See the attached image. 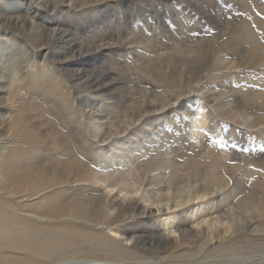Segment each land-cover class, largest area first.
Masks as SVG:
<instances>
[{
    "label": "bare ground",
    "instance_id": "bare-ground-1",
    "mask_svg": "<svg viewBox=\"0 0 264 264\" xmlns=\"http://www.w3.org/2000/svg\"><path fill=\"white\" fill-rule=\"evenodd\" d=\"M64 1L68 3L64 4ZM117 1L120 0H0V104L9 95L8 86L14 79L24 81L19 89L12 90L13 94L23 93L13 106L0 107V249H3L6 256L0 258V264H44L50 259L51 264H196L195 257L214 239L225 241L239 230L263 233L261 236H264V225L258 223L264 215V175L251 183L245 196L237 192L233 196L237 188L235 184L240 186V178L236 179L235 173L237 169L241 170L234 166L241 164L239 161L234 166L227 163L225 159H231L232 156L227 155L222 148L216 149L218 152L213 157L212 153L208 156L206 149L204 152L192 150L193 156L190 157V154L186 157L187 147L183 153L180 152V158L184 160L178 167V164L169 163L176 165L177 169L166 166L165 163L170 161L167 158L172 154L168 152L169 157L160 155L146 160L145 164H135V170L130 171L127 167L119 173L115 169L113 174H97L101 169L96 163L108 151L107 148H97L92 152L91 145H88L91 138L98 134V129L92 125L96 124L94 121L105 124L104 129L115 126L124 132L135 121L141 119L142 122L151 112L159 111L163 114L172 102H180V111L189 117L182 118V122L193 121L188 134L197 143L202 142L199 135L205 129L209 116L217 126L219 119L232 121L241 112L256 108L251 127L264 122V117L257 114L261 113L264 93L243 98L233 96L226 103L224 97L226 100L220 101L223 95H227L229 88L219 93L202 92L203 98L200 99L203 103L198 101V104L202 108L208 106V109H197L198 119L196 114L188 113L191 112V106L186 99L193 91H198V85L204 77L213 74L228 77L227 71L223 70L230 69L228 62H219L217 55L240 45L237 37L244 32L240 24H234L238 21L218 23L219 35L207 40L202 38L204 41L200 44H192L194 47L191 48L194 49L190 54L186 53L190 47H185L186 42L183 40L185 46L182 47H159L163 53L154 58L139 57L142 60L137 62L138 65L129 60L124 67L115 66V62L110 60L111 56L123 44L127 46L123 36L117 34L123 28L113 25L111 15L106 14ZM185 1L193 6L196 4L194 0ZM89 7L91 11L82 13L84 8ZM111 7L115 8V5ZM58 11L59 17L49 16L50 12ZM235 31L239 32L238 36L216 44L221 34ZM107 33L115 38L108 39L105 35ZM137 38L139 36L132 39L133 43L135 41L137 44ZM249 39L253 44L256 43L253 37ZM149 42L146 47H153L154 42ZM262 46L257 44L256 47L259 49L258 55L262 52L259 58L264 59ZM240 52L234 57L237 60L231 64L232 68L260 63L257 58H253L257 54L253 50L241 49ZM179 53L183 54L181 61L175 57ZM131 75L134 76L132 80L128 77ZM126 79H129L131 85L127 84ZM258 98L262 103L256 104ZM229 103L230 108L225 106ZM4 114H8L7 119H4ZM246 115L249 118L252 114ZM83 118L88 123H83ZM154 124L156 126L153 128L158 129V123ZM149 127L152 129L151 125ZM134 128L136 126L131 130ZM140 132L144 133L143 137L148 136L145 131L138 129L130 134ZM212 133V138L218 136L217 130ZM141 139L133 140L130 146L123 144L115 147L111 144L120 150L106 158V164L125 169L126 165L118 163L116 159L126 160L129 157L127 152H133L143 142ZM254 159L251 157V161ZM257 162L264 165L263 154L258 155ZM164 167L167 171L158 170ZM114 173H118L117 176ZM98 182L103 183L102 190L91 185ZM144 186L151 189L148 188L145 195L138 197ZM168 194L173 197L171 202L169 198H164ZM232 198L236 199L234 204ZM194 201H200L196 211L193 209ZM161 203L164 208L160 207ZM150 205L162 211V217L171 219L161 229L157 221L151 222L156 214ZM17 207L22 213L18 214L19 209L14 212ZM211 207V213L197 217L194 227L188 226L187 218L197 215L198 210ZM165 208L179 211L165 212ZM144 213L147 216H143ZM192 221L193 218L191 224ZM96 226H100L99 234L92 232ZM34 233L45 237L40 246L27 241L32 239ZM20 236L26 240L18 246L17 238ZM87 239L89 248L103 249L110 258L81 254L83 244L80 243H86ZM11 247H25L28 252L20 255ZM70 247L75 250L74 254H66ZM185 247H193V250L183 251ZM209 253L211 255V250Z\"/></svg>",
    "mask_w": 264,
    "mask_h": 264
},
{
    "label": "rangeland",
    "instance_id": "rangeland-1",
    "mask_svg": "<svg viewBox=\"0 0 264 264\" xmlns=\"http://www.w3.org/2000/svg\"><path fill=\"white\" fill-rule=\"evenodd\" d=\"M194 1L196 2L195 6L187 3L185 0H120V1L115 2L116 4L115 3L113 4V5H115V8L111 7V6H113V5H111L109 7L111 9L110 10L111 12L108 10L106 14L111 15V17L113 19L112 20L113 25H117V26L119 25L121 28H123L122 31H117V34L121 35V37L123 36L122 38H123L124 42H126L125 44H127V46H125L124 44H123V46H120L119 51H114L113 55L110 58V60L115 62V66H123V67L125 66L124 64H126V62H128L129 60L134 61L135 64L138 65L137 62L140 63L141 62L140 60H142V59H138L139 57H148V58L152 57V58H154L156 55L163 53V50H159V47L160 48L161 47L171 48V46L173 45L174 47H172V48H177L178 46L182 47V46L186 45L185 47H187V48L190 47V48H188L187 52L186 51L185 52L187 54H190V52L192 53L193 49H194V48H191V46L194 47V45H192V44H198V43L200 44V42H202L204 40H207L211 37L219 35L220 29L218 28V23L224 24L226 22H231V20L233 23H234V21H238L234 24H236V25H237V23L240 24L241 25L240 28L244 32L239 37H237V42H239L240 45L236 48H231V50H229V51L220 52L217 55L218 56L217 60L219 62L220 61L224 62V60H226L224 63L228 62V65H229L228 67L230 69H227V68L223 69V70L227 71L228 77L223 78L217 74L216 75L213 74V76H210V77H204L201 80L200 84L198 85V91L197 90L193 91L191 93V95H189V97H187L188 99H186V102L189 101L188 102L189 106H191L190 107L191 112H188V113H191L194 115L196 114L195 116H197V119H198V117H199V113H197L198 110L200 109L201 111H204L205 108H206V110L208 109V106H203V108H202V106H199V104H198V101H201L203 103V100L200 99V98H203L202 92L203 93H211L212 91H214V93H219V92L225 91V90H227V88H229L230 90L228 89L229 92L227 91V93H226L227 95H225V96L223 95L222 98H220V99H219V97L217 98L220 101H221V99H224V101L227 99L225 101V103L228 100H232L233 96L243 98L246 96H253L256 93H259V94L264 93V89H263L264 88V59L259 58V56L262 54V52L258 55L257 51L259 49H258V47H256L258 44V46L263 45L261 47V49L264 48V0H194ZM66 3H68V1H64V4H66ZM100 3L108 4L105 1H101ZM201 7L203 10L200 9ZM90 9H91L90 7L84 8L82 13L85 14L86 11L92 10V9L91 10ZM102 9L105 10V8H102ZM205 11H207V12H205ZM200 12L202 14H200ZM93 13H95V12H93ZM203 13H204V15H203ZM236 13H237V15H236ZM49 14H50L49 15L50 17L57 18V17H59L58 15H60V12L59 11L58 12H50ZM208 16H210V17H208ZM219 16H221V17H219ZM96 18H98V16H96ZM114 18H115V21H114ZM72 20H74V19H72ZM211 20H213V21H211ZM261 21H263V22H261ZM257 23H259V24H257ZM242 25H244V26H242ZM259 25H261L262 27H260ZM110 32H112V31H110ZM120 33H122V34H120ZM220 33H221V31H220ZM124 34H126V38H124L125 37ZM237 34L239 35L238 31H235L234 33H231V34H221L220 37L217 39L216 44H218L219 41L220 42L224 41V40L229 41V39H231L232 37L238 36ZM105 35L108 37V39L109 38L110 39L115 38V36L108 34V33ZM135 36L136 37L139 36V39L137 38L138 39L137 44H135L136 43L135 41H134V43L132 41V39H136ZM133 37H135V38H133ZM249 37H251V38L253 37L254 40L256 39L255 40L256 43L253 44L251 42V39H249ZM172 38H174V39H172ZM202 38L204 40H202ZM139 40H140V44L138 43ZM183 40L186 42L185 45H183V43H185ZM147 42H149L150 44H153V42H154V44H153L154 46L152 45L153 47L147 48L146 47ZM234 42H236V41H234ZM260 42H263V43H260ZM115 43H117V40ZM160 44H168V45H162L161 46ZM259 44H261V45H259ZM175 45H177V47ZM185 47H183V49ZM253 47L256 48L257 50H255ZM179 49H182V48H179ZM241 49H249L250 51L253 50L254 53L256 52L257 54L253 58L254 59L257 58V61H259L260 63L255 64L253 66L251 65L253 63H250L251 66L249 64H247L244 67L241 66L239 68H232L231 66L233 65V63H236L235 60H237V59H235V58L239 53H241L240 52ZM150 50H152V51H150ZM137 52L140 53V54H138V56L136 55ZM143 52H144V54H143ZM155 52H157V54H155ZM101 53H104V51ZM114 54H115V56H114ZM179 54H176L177 56H175V57H176V59H179V61H181L183 54L182 53H181L182 55L181 54L179 55ZM230 58H231V60H230ZM118 62H120V63H118ZM177 70H176V72H177ZM214 72H217V70H215ZM128 77H129V79L131 78V80H132L134 76L131 75ZM129 79H126L127 84L131 85ZM134 80H136V77L134 78ZM205 82H207V83H205ZM131 83H132V81H131ZM226 85H228V86L226 87ZM201 86L204 88H202ZM238 92H239V94H238ZM235 100H238V98H236ZM254 101L252 100V102H254ZM259 102H261V100H259V98H258L256 101V104H260ZM262 102H261L262 104H261V109H260L261 113H257V114L262 115L264 117V115L262 114V113H264V98H263ZM179 103L180 102H172V104L169 105L168 108H166L164 110L165 112L163 111V114L159 111L154 112V113L151 112L152 114H150L142 122H140L141 119H139L138 121H135L136 124L134 123V125H130L131 127L130 126L127 127V130L124 132H122V128H120V127L115 128V126H113L111 128L107 127L106 129H104V127L106 126L105 124H99L98 122L94 121L96 124H92V125L96 126V128L98 129V134L95 138H91V141H90L91 143H89L88 145L89 146L91 145L92 152H93V150L95 151L97 148L98 149L99 148H107V151H108L105 154V156L100 158V160L96 163V166L100 167V169H101V171H97V174L98 175L113 174L112 172L115 169H116V172L119 173L120 170H126L127 167H128V170L130 169V171L132 169L135 170L136 165L145 164L146 160L155 158V157L160 156V155L169 157L170 153H172V154H170V157L167 158V160L170 159V161L168 160L165 164H166V166H172L173 168L174 167L176 168V165L178 164L177 165V167H178L179 163H181V161L184 160V158H180V156H181L180 152L183 153L187 147H189V148H188L187 154L185 155L186 157L190 156V154H191L190 157L193 156L194 153L192 152V150L195 152H197L198 150H200L201 152H204L203 150H205V149H206L205 151L208 154V156H210V153H212L213 155L212 154L211 155L213 157V156H216L215 154H217V152H218V150H216V149L222 148L223 151L227 155H229L230 157L232 156L231 159L230 158L225 159V161L227 163L233 164V166H234V165H237L235 163H238V161H239V163L242 165V166L241 165L238 166L239 165L238 164L237 166H234L237 168L239 167V169H241V170L237 171L238 169L236 168L237 173H235L236 174L235 178L236 179L240 178L239 179L240 186L235 184L237 187L236 188L234 184L230 183V184H232L233 188L234 187L236 188L232 195L235 196V194L237 192L238 195L241 193V194H243L242 196H245V194L247 193V189L251 185V183L254 180H256L257 177L264 175V168H263L264 165H262L261 163H258V162L256 163V159H257L258 155H262V154L264 155V153H261L259 151L260 147L264 146V122H262V124H258V125L255 124L254 126H252L253 128L251 127V125L253 124V122H252L253 120H251V119L254 118V111H256L257 109L256 108L247 109V110L241 112L239 115H237L236 118L232 121L229 119H223V118L219 119L217 122V126H216V124H214V120L211 118V116H209L208 120H206V123L208 125L206 124L205 129L199 135L200 137H202L201 138L202 142L197 143L195 141V139L191 135L188 134V130L190 129V126L193 123V121H192V123H191V121L187 122L188 124L186 122L185 123L182 122V118L186 119V117H188V116L187 115L184 116V114H186V113H183L182 111H180ZM233 105H234V103H232V107H233ZM225 106H229L228 108H230L231 105L229 103V104H226ZM202 109H204V110H202ZM231 109H233V108H231ZM196 110H197V112H196ZM175 111H177V113H175ZM246 114H248V116L250 114H252V115H250L248 118V117H246L247 116ZM188 118H187V120H189ZM83 119H84L83 123L84 122L88 123L86 118H83ZM197 119H195V121ZM154 122L158 123L157 124L158 129L153 128L154 125L156 126V124H154ZM240 123H242L244 125L242 126V124H240ZM180 124H182V125H180ZM150 125H151L152 129L149 127ZM135 126H136V128L131 130V128H133ZM135 129H138L140 131H145V133L148 134V136L143 137L144 133L142 134V132L137 133L135 135L130 134ZM211 130L212 131L217 130L219 137L217 136V137L212 138L213 133ZM209 136H211V137H209ZM166 137L169 139H167ZM138 138L139 139L142 138L143 142L139 143V146L136 149H134L133 152L130 150L127 152V154L128 153L130 154V155L129 154L127 155V156H129L128 157L129 159L127 158V156L125 157L127 159L123 160V161L116 159V161H118V163L121 162L123 165H126L125 169H120V168H116L115 166H112L114 168L113 169L111 166L106 164V158H108L109 156H113V154H115V152L120 150L118 148H113L114 146L120 147V145L123 146V144L130 146L132 144V141L136 140ZM142 139H141V141H142ZM216 141H219V143H216ZM111 144H113L114 146H112ZM233 144L236 145L235 148L233 147ZM220 145H221V147H219ZM194 147H196V150ZM166 149H169V150H167V152H166V151H164ZM142 150H145L146 152L142 151ZM233 150H234V152H233ZM238 150L240 151V153ZM156 151H157L158 155H157V153H155ZM151 152H153V153H151ZM168 152H170V153L168 154ZM246 152H249V154L248 153L245 154ZM131 153H133L134 155ZM177 155H178V157H177ZM248 155H250V157H248ZM175 156H176V158H175ZM246 157L250 158V161H248L249 159ZM251 157L256 158V159H254L255 161L254 160L251 161ZM244 158H246V160H245V162H242ZM174 159H175V161H174ZM133 160H135V161H133ZM176 161H178V162H176ZM138 162H140V164ZM173 162H175V163H173ZM169 163L176 164V165H171ZM91 166H90V169L92 167H95V166H92V167ZM241 167H243V168H241ZM93 169H95V168H93ZM176 169H174V170L176 171ZM158 170H161L162 172L167 171L166 168L165 169L162 168V169H158ZM158 170H155V171L157 172ZM158 172H160V171H158ZM117 174H115V176H117ZM130 174L131 173H129V176H130ZM74 184H76V183H74ZM230 184H229V187H230ZM91 185L92 186L96 185L95 188L102 190L103 183L98 182V183L91 184ZM148 188H149V186L148 187H146V186L142 187L137 196L140 197L141 194L145 195V193L148 191ZM149 189H151V188H149ZM155 192H156V190H155ZM114 193H115V190L112 194H114ZM164 198L166 200H168L167 198H169V201L171 202L172 201L171 199L173 197L171 194H168V196H164ZM165 199L163 200V203H164ZM199 200H201V199H199ZM232 201L234 204V202H236V199L233 200V198H232ZM190 202L191 201H189V204H190ZM198 202H200V201H197V203H195V201H194L195 207L193 209L195 211L197 209ZM163 203L160 204V207L162 206L164 208L165 206L163 205ZM145 204L148 205L147 202H145ZM150 207H153V209H155L154 211L156 214L154 217L151 218L152 219L151 222L156 223V221H157L160 229L165 224L169 223V221L171 219H169V217L165 218L166 216L162 217L161 216L162 211H157L155 206L150 205ZM16 209H19V210L17 211ZM165 209H164L165 212H171L173 210L172 208L171 209L165 208ZM15 210L18 212V214L22 213V212H20L21 210L18 207L14 208V212H15ZM212 210H213L212 207L211 208H204L202 210H198L196 213L198 216L195 215L194 217L187 218L186 221H187L188 226L194 227L193 223H194V220L197 219V217L199 218L205 213H209V212L211 213ZM177 211H179V210H175V211L173 210V212H177ZM144 215L147 216V213H144L143 216ZM261 217L262 218L260 220H258V223L260 225H264V219H263L264 215ZM191 218H193L192 224L190 222ZM148 224L150 226H152L150 223H148ZM149 225H146L147 228L150 227ZM99 227L100 226L93 227L92 232L95 234H99V230H100ZM239 231H235L236 234L235 233L231 234L228 238L229 240L227 238L225 239V241H224V239L212 240L209 244H207L205 246L203 251L200 253V254L203 253L204 256L202 257L203 254L201 256L199 254L198 256L195 257L196 261H197L196 264H199V263L200 264L201 263L207 264V262L209 264L210 263L211 264H217V263L218 264H241V263L242 264H264V236H261V235H263V233L258 234V233H247L246 231H242V230L240 232ZM242 232H246V233L242 234ZM250 234L252 236H255V237L252 238V236ZM231 236H232L231 239L233 241L230 240ZM31 238H32L31 240H27V241H31V242L37 244L38 246H40L45 237H44V235L34 233L31 236ZM254 238L255 239L256 238L261 239V240H257V239L255 240ZM24 240H26V238L24 236L18 237L17 238V242L19 243L18 246H20V243L23 242ZM67 240H68V238H67ZM88 240L89 239H87V242H86L87 244L84 242L80 243L81 245L83 244L81 246L83 253H81V254H84L88 257L110 258L109 255L105 254L103 249L94 250L92 248H89L88 247ZM122 242L125 243L126 241H122ZM197 242H198V240H197ZM70 248L71 249H67L66 254L69 253V255H70V254L75 253V250L72 247H70ZM10 249L20 252V255L26 254L28 252V249H26L25 247H22V248L11 247ZM186 249L187 250H193V247L192 248H186L185 247L182 250L185 251ZM210 250L213 253V254L211 253V255L209 253ZM204 252L208 253L209 255L205 256L206 254ZM228 256H229V259H228ZM4 257H6L4 255V251H3V249H0V258H4ZM197 257L198 258L200 257V259H198ZM37 258L40 260L43 259L42 256H37ZM206 258L208 259V261L206 260ZM199 260H201V261H199ZM51 263H52V259L48 260L47 262H44V264H51Z\"/></svg>",
    "mask_w": 264,
    "mask_h": 264
},
{
    "label": "clouds",
    "instance_id": "clouds-1",
    "mask_svg": "<svg viewBox=\"0 0 264 264\" xmlns=\"http://www.w3.org/2000/svg\"><path fill=\"white\" fill-rule=\"evenodd\" d=\"M24 81L19 79H14L13 82L8 86L9 95L5 96L4 103L0 104V107H12L19 95L22 92L12 93L13 89H19L23 85ZM8 118V114H4V119Z\"/></svg>",
    "mask_w": 264,
    "mask_h": 264
},
{
    "label": "snow or ice",
    "instance_id": "snow-or-ice-1",
    "mask_svg": "<svg viewBox=\"0 0 264 264\" xmlns=\"http://www.w3.org/2000/svg\"><path fill=\"white\" fill-rule=\"evenodd\" d=\"M216 143H219V141H216ZM233 147L235 148L236 145L233 144ZM259 151H260L261 153H264V146L260 147Z\"/></svg>",
    "mask_w": 264,
    "mask_h": 264
}]
</instances>
